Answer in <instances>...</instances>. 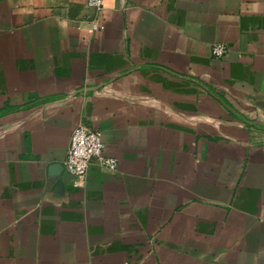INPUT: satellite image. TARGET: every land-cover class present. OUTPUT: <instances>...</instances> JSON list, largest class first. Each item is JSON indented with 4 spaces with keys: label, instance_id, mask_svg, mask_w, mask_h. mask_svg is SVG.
Returning <instances> with one entry per match:
<instances>
[{
    "label": "crops",
    "instance_id": "1",
    "mask_svg": "<svg viewBox=\"0 0 264 264\" xmlns=\"http://www.w3.org/2000/svg\"><path fill=\"white\" fill-rule=\"evenodd\" d=\"M99 17L0 0V264H264V0ZM79 125L118 168L77 184L49 166Z\"/></svg>",
    "mask_w": 264,
    "mask_h": 264
},
{
    "label": "built area",
    "instance_id": "2",
    "mask_svg": "<svg viewBox=\"0 0 264 264\" xmlns=\"http://www.w3.org/2000/svg\"><path fill=\"white\" fill-rule=\"evenodd\" d=\"M103 3L104 0H87V6L95 10L96 21H99ZM99 27H102V24L98 23L94 26L96 30ZM227 51L225 45L218 44L212 48V55L222 58ZM93 164L109 171H115L118 168V160L105 152L102 133L88 126L79 125L72 132L66 160L63 164L64 169L76 178L79 184L83 183Z\"/></svg>",
    "mask_w": 264,
    "mask_h": 264
},
{
    "label": "water",
    "instance_id": "3",
    "mask_svg": "<svg viewBox=\"0 0 264 264\" xmlns=\"http://www.w3.org/2000/svg\"><path fill=\"white\" fill-rule=\"evenodd\" d=\"M64 170V165L61 163L51 164L49 166V175L60 178Z\"/></svg>",
    "mask_w": 264,
    "mask_h": 264
},
{
    "label": "trees",
    "instance_id": "4",
    "mask_svg": "<svg viewBox=\"0 0 264 264\" xmlns=\"http://www.w3.org/2000/svg\"><path fill=\"white\" fill-rule=\"evenodd\" d=\"M245 119V118H244Z\"/></svg>",
    "mask_w": 264,
    "mask_h": 264
}]
</instances>
